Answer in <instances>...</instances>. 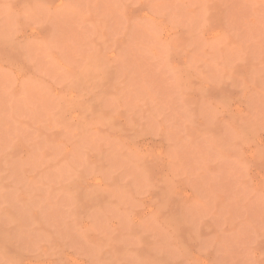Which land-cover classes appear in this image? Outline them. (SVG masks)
<instances>
[{
  "label": "rangeland",
  "instance_id": "rangeland-1",
  "mask_svg": "<svg viewBox=\"0 0 264 264\" xmlns=\"http://www.w3.org/2000/svg\"><path fill=\"white\" fill-rule=\"evenodd\" d=\"M0 264H264V0H0Z\"/></svg>",
  "mask_w": 264,
  "mask_h": 264
}]
</instances>
